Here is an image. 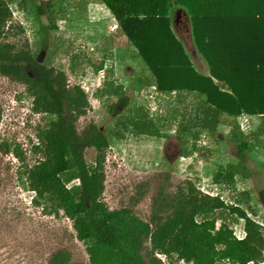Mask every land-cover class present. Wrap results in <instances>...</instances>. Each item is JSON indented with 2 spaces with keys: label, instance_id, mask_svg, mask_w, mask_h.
Masks as SVG:
<instances>
[{
  "label": "trees",
  "instance_id": "16d2710c",
  "mask_svg": "<svg viewBox=\"0 0 264 264\" xmlns=\"http://www.w3.org/2000/svg\"><path fill=\"white\" fill-rule=\"evenodd\" d=\"M113 15L117 30L143 62L151 79L140 77V88L152 86L164 96H176L170 119H153L130 99L121 85L107 82L96 94L107 101V112L123 132L154 138L166 137L171 123L180 145V157L199 149L200 138L216 142L220 127L230 129L228 141L235 159L217 167L212 184L236 189V180H248L247 164L264 151V0H98ZM0 0V76L21 84L31 112L45 116L36 125L30 152L35 161L19 173L32 204L47 216H63L71 222L76 239L85 246L88 264H264L263 225L255 221L249 194L239 193L233 203L219 195L204 193L190 179L174 190L162 186L152 195L148 220L127 207L111 210L103 200L106 151L111 136L77 122L90 104L79 85H70L65 72L47 67L43 57L49 48L56 18L64 15L57 0H19L17 9L33 17L40 53L34 56L25 29L8 24L10 4ZM180 8L190 26L191 40L205 61L208 73L198 72L183 43L173 32L172 12ZM43 21L46 22L43 23ZM15 38H17L15 40ZM77 56H72L73 63ZM104 61L96 67L103 69ZM193 97V108L183 105ZM129 110V111H128ZM256 117L258 126L244 134L240 118ZM1 147L24 160L18 145ZM95 152L88 164L84 154ZM168 179V174H165ZM1 184V182H0ZM264 210V188L256 195ZM245 207L247 209H245ZM243 222V238L232 225ZM264 221V219H263ZM164 258V259H163ZM47 264H71L66 250L55 251Z\"/></svg>",
  "mask_w": 264,
  "mask_h": 264
},
{
  "label": "rangeland",
  "instance_id": "374dc122",
  "mask_svg": "<svg viewBox=\"0 0 264 264\" xmlns=\"http://www.w3.org/2000/svg\"><path fill=\"white\" fill-rule=\"evenodd\" d=\"M18 1L13 0L10 4L12 20L8 26L23 27L33 55L38 56L40 49L33 17L17 9ZM94 4H98V0H57L56 8L61 7L64 15H57V30L50 34L43 64L62 70L70 85H79L86 92L90 108L78 120V130L92 123L102 132L121 133L120 139L115 134L111 136V144L106 151L103 200L108 208H130L137 217L146 221L154 193L162 186L174 190L180 181L190 179L202 192L219 195L228 204L233 203L239 193L247 192L249 205L255 211V216H249L263 225L264 233V210L256 200L258 191L264 188V151L247 164L251 175L248 180H236L235 190L220 188L212 184L211 177L218 166L235 159V147L228 141L229 128H219L216 138L220 142L202 135L198 142L199 150L191 157L183 158L180 157V145L174 136L176 121L180 117L171 123L170 130L162 131L166 135L163 138L123 132L122 127L116 125V121L122 120L130 111L116 119L107 112V101H114L115 98L108 100L96 94L104 83L112 81L114 85H121L130 99L129 109L141 107L154 120L170 117L169 113L177 105L176 96L174 93L164 96L152 86L138 87V78L151 79L149 71L142 70L143 62L135 50L132 49L130 53L125 51L120 38L115 40V46H118L114 47L116 50L109 51L111 48L108 49V40L104 36L105 32L109 33V26L99 22H106L110 18L105 20L100 16ZM179 10L177 8L172 12V20ZM182 18L184 24L177 26L176 34L182 40L195 69L207 74V65L192 43L190 26L185 16ZM43 23L46 24L45 21ZM171 28L175 33V28ZM72 56L78 57L74 63ZM102 61L103 69L96 72V67ZM23 92L21 84L0 76V264H47L57 250L68 251L71 264H88L85 246L76 239L71 222L63 216L44 215L35 208L32 204L34 194L25 188L20 178L19 173L25 165H32L35 161L30 152V142H35L36 125L45 121V116L31 112V100ZM194 103L195 99L190 96L180 108L183 105L193 108ZM238 121L244 134L250 133L260 122L256 117L240 118ZM2 143L10 144L11 149L18 145L23 162L6 152L1 147ZM94 156L93 149L84 154L88 164L94 161ZM165 174H168V179ZM232 228L237 238H243L242 221L232 225ZM164 264H168L167 261L164 260Z\"/></svg>",
  "mask_w": 264,
  "mask_h": 264
},
{
  "label": "crops",
  "instance_id": "0c3cea01",
  "mask_svg": "<svg viewBox=\"0 0 264 264\" xmlns=\"http://www.w3.org/2000/svg\"><path fill=\"white\" fill-rule=\"evenodd\" d=\"M93 6H96L98 8V10H99V11L97 10L98 14L100 16L102 15L103 17H105V20L107 17L110 18L109 20H106V22L105 21L99 22V24H103V25L106 24L107 26H109V29H108L109 33H106V32L104 33V36H106V41L108 40V46H109L108 49L111 48V50H109V51H112V50L115 51L116 50V49H114V47H118V46H115V40H119V38L124 42L123 46H124L126 52L130 53V51L132 49L135 50L133 47L128 45L126 38L121 33H119V31L117 30V22L115 21L113 15L110 13V11L103 4H101L99 1H98V4H94ZM174 14H175V16H174L175 19L172 20V27L175 28L174 31L176 34L177 26L181 27L184 24L183 23L184 20L182 18L184 16V13L182 12V10H179V11H176ZM176 36H177V34H176ZM181 42H182V40H181ZM117 50H119V49H117ZM109 51L107 53H109ZM135 52H136V50H135Z\"/></svg>",
  "mask_w": 264,
  "mask_h": 264
}]
</instances>
